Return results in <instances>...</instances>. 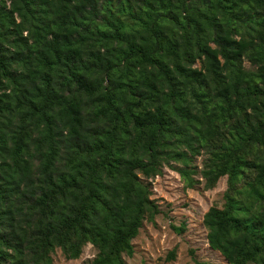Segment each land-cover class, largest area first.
<instances>
[{
  "label": "trees",
  "instance_id": "trees-1",
  "mask_svg": "<svg viewBox=\"0 0 264 264\" xmlns=\"http://www.w3.org/2000/svg\"><path fill=\"white\" fill-rule=\"evenodd\" d=\"M199 156L208 247L264 264V0H0V264H126Z\"/></svg>",
  "mask_w": 264,
  "mask_h": 264
},
{
  "label": "rangeland",
  "instance_id": "rangeland-1",
  "mask_svg": "<svg viewBox=\"0 0 264 264\" xmlns=\"http://www.w3.org/2000/svg\"><path fill=\"white\" fill-rule=\"evenodd\" d=\"M204 156L194 158L196 174L188 186L177 171L164 167L162 174L150 180L151 199L159 213L152 221L142 223L131 241L133 255L124 256L126 264H227L222 256L208 247L203 216L214 206L222 208L227 189V176L206 189L200 170ZM179 166V165H176ZM97 250L90 244L83 247L77 259H66L60 249L51 255V264H90ZM172 255V256H171Z\"/></svg>",
  "mask_w": 264,
  "mask_h": 264
}]
</instances>
